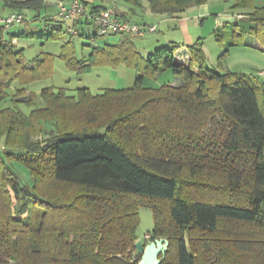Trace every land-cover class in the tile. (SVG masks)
<instances>
[{
  "label": "trees",
  "instance_id": "16d2710c",
  "mask_svg": "<svg viewBox=\"0 0 264 264\" xmlns=\"http://www.w3.org/2000/svg\"><path fill=\"white\" fill-rule=\"evenodd\" d=\"M206 1L148 0V8L175 16ZM231 6L249 16L242 31L264 44V0ZM92 28H77V36L96 37ZM62 32L59 22L15 35ZM118 34V43L92 47L81 59L72 38L62 42L60 57L77 72L120 63L136 72L132 86L97 94L81 87L76 95L27 92L26 84L51 75L54 56L26 61L11 37L0 39V102L19 84L12 106L0 109V264H138L141 253L130 256L142 204L153 210L148 236L168 239L159 264H264V81L205 66L200 39L186 46L187 62L174 44L142 62L131 41L141 36ZM166 69L180 85H155ZM217 117L219 131L206 132ZM13 161L29 170L30 185Z\"/></svg>",
  "mask_w": 264,
  "mask_h": 264
},
{
  "label": "rangeland",
  "instance_id": "374dc122",
  "mask_svg": "<svg viewBox=\"0 0 264 264\" xmlns=\"http://www.w3.org/2000/svg\"><path fill=\"white\" fill-rule=\"evenodd\" d=\"M116 1L122 7L134 8V12L130 11L128 8L125 10L130 19H133L136 22L145 21L150 23L152 21L154 22V25L158 26L156 31L148 32L143 37L131 38L134 46L143 56L142 62H144L148 53L153 51L155 47L173 45V42L163 45V38L159 35L161 33H166V36L172 37L170 39H174L175 42H180V44L177 45H182L183 31L180 28H170L164 15L161 16V14L151 13L148 9L147 0H139L143 8L140 6L136 8L125 0ZM234 1L235 0H207L205 3L187 8L185 11L181 12V14H183V18L187 20V26L192 37H194L195 41L200 39L202 42V49L205 53V66L215 70L227 68L231 71H241L244 74L262 81L264 76L260 75L259 72L264 71V44H262L261 41L252 39L250 37L252 34L247 32L244 33L242 31V28L251 24V21L247 14H242L240 13V9L231 6ZM149 14H152V19L149 17ZM231 14L234 15V19L229 21L230 19L228 20L227 17H232ZM234 20L237 25L232 23ZM26 23L27 19L24 17V20L21 23L14 24L11 27V31L18 32L27 28ZM217 25H219V27H217ZM92 27V25H87L85 31L91 33L93 30ZM78 29L80 30L81 26H79ZM69 38H72L75 45L76 59H81L88 56L92 47H102L106 43H118L121 39V35L118 33L109 35L105 34L96 37L93 41L83 36L75 35L70 37L69 35H66L65 32L55 33L53 37L47 38L30 36L17 38L15 48L17 50H23L26 61L33 60L36 57H42L46 52L51 53L54 56L51 75L26 84L27 92L34 91L40 93L43 88L49 87L55 89L63 88L66 93L76 95L78 88L87 87L92 94H97L105 88H121L133 85L136 74L135 69L124 63L118 65L96 64L91 66L87 72H77L69 68L65 61L60 57L61 44L64 40ZM155 38L158 39L155 44L156 46H151L153 45ZM233 42H236V44H228ZM180 60L187 62L183 56L180 57ZM174 79L175 82H173ZM154 83L155 85H161L164 83L180 85L181 80L174 75L170 69H166L156 74ZM18 85V82L15 81L8 88L9 96L0 102V109L6 106H12L10 100L11 94L15 91ZM27 97L26 94L22 98L26 99ZM259 99L261 105L264 107V93H262L261 90ZM37 105H40V101ZM19 107L26 114L30 111V108L26 105L20 104ZM59 115H61L63 119L67 117L66 112L60 113ZM219 124L220 122L217 117L207 123L205 131H219ZM50 126L51 125L46 124V129L48 130ZM12 166L20 177L21 182L30 185L31 180L29 170L16 161L12 162ZM138 214L139 223L136 228L137 240L146 244L152 240L147 235L152 233L154 227L153 210L149 205L142 204L138 207ZM131 253V259L134 260L138 258V251L135 248H131Z\"/></svg>",
  "mask_w": 264,
  "mask_h": 264
},
{
  "label": "crops",
  "instance_id": "0c3cea01",
  "mask_svg": "<svg viewBox=\"0 0 264 264\" xmlns=\"http://www.w3.org/2000/svg\"><path fill=\"white\" fill-rule=\"evenodd\" d=\"M25 1L26 0H0V16L3 17L6 14H8L10 11H18V12H21L23 14V16L27 19V23H26L27 28L22 29L18 32L11 31V27L13 25L10 27H7V28L0 26V39H7V38L11 37L12 43L16 45V43H15L16 39L20 38L22 36H18V35L16 36L15 34H19L23 31L32 32V31L38 30V28L39 29H41V28L52 29L59 22L61 23L62 29L64 31L65 29H67V25H72V26L74 25V23H73L74 20H67L65 22H62L61 20L56 21L57 19H59L58 17L55 16L56 12H57V7L55 5L56 0H46V1L42 2V4L39 6H36V5L25 6ZM83 1L87 4L88 9H95V10H99V9H102L103 7L113 5L118 10V13L120 15H122V18L126 19L127 21L136 22L133 19H130L128 17L126 11H125L128 8L130 11L134 12V8L124 7V6L122 7L121 5H119L117 3L116 0H83ZM125 1L129 4H132L136 8L138 6L142 7L139 0H125ZM19 2L21 3L20 6H18ZM147 2H148V0H147ZM203 12H207V11H203ZM151 13H153V12H151ZM154 14H156V13H154ZM163 15L166 17L165 20L169 23L170 28H174V29L180 28L183 31V37H182L183 42L181 43L182 45H177V44H180V42H175L174 39H170L172 37L166 36V33L159 34L163 38V41H164L163 45H165L169 42H173V44H176V46H177V49L175 51L176 58H179V60H180V57L183 56V58H185V61H188L189 52H188V49L186 46L193 43V41H195V39H194V37H192V34L189 32V29L187 26L188 25L187 20L183 18V14H181V13H179L178 15H175V16H172L169 14H161V16H163ZM149 17H151V19H152V14H149ZM227 19L228 20L230 19L229 21L233 20L234 15H232V17L228 16ZM225 22H227V21H225ZM232 22H235V20ZM76 23H77V25H76L77 28H79V26H81V29L84 31H85V27L87 28V25H85L83 23V19L76 21ZM138 23H147V22L143 21V22H138ZM150 24L154 25V22L151 21ZM155 26H156V30H157L158 26L157 25H155ZM217 27H219V25H217ZM54 31L57 32L56 29ZM85 33H87V32L85 31ZM109 34H114V33H108L107 35H109ZM66 35L70 36V34H68V32H66ZM13 36H16V37H13ZM141 37H143V36H141ZM250 37L254 40H257L252 35H250ZM157 40L158 39L155 38V40L153 41V45H151V46H156L155 44H156ZM166 46H169V45H166ZM236 72H239V71H236ZM263 81H264V78H263ZM173 82H175V79ZM173 82H171V83H173Z\"/></svg>",
  "mask_w": 264,
  "mask_h": 264
},
{
  "label": "built area",
  "instance_id": "2783aa9c",
  "mask_svg": "<svg viewBox=\"0 0 264 264\" xmlns=\"http://www.w3.org/2000/svg\"><path fill=\"white\" fill-rule=\"evenodd\" d=\"M55 5L57 7L56 17L63 20L83 19L90 21L95 27L96 37L116 32L127 33L133 36H143L148 32L156 30L155 25L133 24L121 18L113 5L95 12L90 11L82 0H56ZM23 20L24 16L21 12L10 11L5 16H0V26L7 28L21 23ZM67 32L71 35H77L78 29L74 25H67ZM96 37H91L90 40L93 41ZM259 73L264 75V71H260Z\"/></svg>",
  "mask_w": 264,
  "mask_h": 264
},
{
  "label": "water",
  "instance_id": "95a60500",
  "mask_svg": "<svg viewBox=\"0 0 264 264\" xmlns=\"http://www.w3.org/2000/svg\"><path fill=\"white\" fill-rule=\"evenodd\" d=\"M168 246V239L156 237L146 244L140 240L134 242V247L141 253L138 264H159Z\"/></svg>",
  "mask_w": 264,
  "mask_h": 264
}]
</instances>
